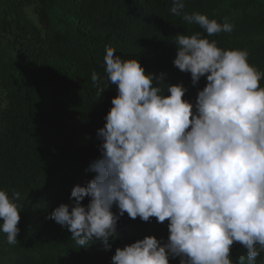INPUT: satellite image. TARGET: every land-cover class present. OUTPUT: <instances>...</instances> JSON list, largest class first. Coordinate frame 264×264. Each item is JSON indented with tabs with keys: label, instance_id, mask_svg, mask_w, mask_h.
I'll return each mask as SVG.
<instances>
[{
	"label": "clouds",
	"instance_id": "1",
	"mask_svg": "<svg viewBox=\"0 0 264 264\" xmlns=\"http://www.w3.org/2000/svg\"><path fill=\"white\" fill-rule=\"evenodd\" d=\"M184 9V0H173L170 12L209 36L233 31L230 23ZM174 43V66L190 73L193 85L206 77L195 104L183 98V84H166L164 73H146L138 59L106 48L107 82L117 95L97 132L100 158L87 169L96 175L72 188L73 205L61 204L48 218L79 247L99 240L105 248L124 213L168 221L167 242L145 236L117 248L111 264H169L177 257L180 264H233L234 242L254 264L264 250V73L249 64L247 50L221 49L200 33L177 34ZM91 79L101 94L95 72ZM19 196L0 190V231L9 244L20 232ZM238 261L246 264L245 256Z\"/></svg>",
	"mask_w": 264,
	"mask_h": 264
},
{
	"label": "trees",
	"instance_id": "2",
	"mask_svg": "<svg viewBox=\"0 0 264 264\" xmlns=\"http://www.w3.org/2000/svg\"><path fill=\"white\" fill-rule=\"evenodd\" d=\"M184 3L185 13L230 23L233 31L209 36L172 14L173 0H0V190L10 198L20 193L14 202L21 217L15 244L0 231V264H111L117 248L145 236L167 242V220L145 222L124 213L109 248L99 240L79 247L48 217L61 204L73 205L72 188L96 175L87 169L100 158L97 132L117 95L107 82L106 48L138 59L146 73H164L166 84H183V98L193 104L207 81L201 77L193 85L191 74L174 66L177 34L200 33L221 49L247 50L249 64L264 73V0ZM259 83L264 87V76ZM166 84L160 86L166 90ZM112 211L119 214L115 205ZM241 255L247 264L246 249L234 242L233 264ZM169 264H180V258ZM254 264H264V250Z\"/></svg>",
	"mask_w": 264,
	"mask_h": 264
}]
</instances>
